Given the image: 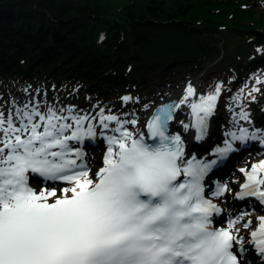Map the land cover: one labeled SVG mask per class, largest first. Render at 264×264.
I'll return each instance as SVG.
<instances>
[{
  "label": "snow or ice",
  "instance_id": "snow-or-ice-1",
  "mask_svg": "<svg viewBox=\"0 0 264 264\" xmlns=\"http://www.w3.org/2000/svg\"><path fill=\"white\" fill-rule=\"evenodd\" d=\"M220 90L217 85L214 93L190 105L196 115V140L203 138ZM195 95L189 83L179 101L155 108L147 123L152 143L125 127L136 125L137 119L122 122L101 114L103 127L115 121L118 135L106 138L103 167L94 176L87 164L78 163L84 152L70 145L95 137L93 129L79 127L87 116L71 117L76 127L67 135L74 125L67 123L64 110L46 107L41 112L38 101L15 108L8 118L0 112V264H241L234 250L243 244L237 224L248 213L215 227L213 216L222 210L206 198L204 180L216 161L185 160L184 140L169 134L175 111ZM241 119L248 120V113H241ZM229 136L231 141L216 149L220 156L236 151L233 141L264 144V129L244 128ZM241 171L247 182L238 198L256 197L264 205V178H258L264 161L250 172ZM30 176L46 186L37 190ZM57 181L70 186L58 192ZM228 190L219 185L212 195ZM258 220L251 237L264 255V216ZM251 224L248 220L243 227Z\"/></svg>",
  "mask_w": 264,
  "mask_h": 264
},
{
  "label": "trees",
  "instance_id": "trees-1",
  "mask_svg": "<svg viewBox=\"0 0 264 264\" xmlns=\"http://www.w3.org/2000/svg\"><path fill=\"white\" fill-rule=\"evenodd\" d=\"M258 3L0 0V93L6 95L13 81L31 78L34 85L45 80L48 89L76 81L80 91L116 98L165 64L201 71L206 61L225 62L264 44L251 33L264 32V8ZM250 62L247 67L261 64L264 56Z\"/></svg>",
  "mask_w": 264,
  "mask_h": 264
},
{
  "label": "rangeland",
  "instance_id": "rangeland-1",
  "mask_svg": "<svg viewBox=\"0 0 264 264\" xmlns=\"http://www.w3.org/2000/svg\"><path fill=\"white\" fill-rule=\"evenodd\" d=\"M258 5L260 9L264 8V0H259ZM257 46L258 43L248 47V50L246 52H242L241 55H231V57L225 60V62L222 61L221 58L217 61H206V65L201 71L197 70L193 66L185 67V65L180 62L172 65L165 64V66L156 70V72L149 73L147 75V79L141 84L129 87L128 90L120 91L119 96L115 99L110 97V95L113 94L106 93L99 94V97H96V95L92 96L86 88L81 92L82 95H76L77 97H82L73 101V99H75L73 95L77 92V89L75 88L76 84L65 82V84L61 86V88L63 87L62 91H66L64 89L67 87L74 89H71V95L67 96L64 101H59L58 97L60 92L56 93L59 90L53 92L52 95H45L46 93L43 91V84L39 83V85H42L33 88L30 81L31 78L13 81L12 88H8L9 90L6 91V96L0 94V112H3L5 118H8L10 113L14 115L15 108H23L24 104L29 101H38L40 105L39 110L41 112L46 111V107H54L58 110H64L63 115L69 117L67 123H75V121L71 118L73 116H87L88 119H86L87 121L85 120L86 125H88L87 123L94 118L95 123L99 124L100 128L103 129L104 127L101 123L102 114L103 116H117L122 122L137 119L138 123L141 124L143 122L146 109L153 102V94L158 89L168 88L167 86L170 84H183L185 86V81L190 80L188 78H192L200 80L201 86L199 85V87L205 91V96L210 93H214L217 85L221 86V90L217 98L220 103L217 115L218 117L221 116L224 121V131L233 130L236 133L240 126H250L253 128V125H262V129H264V115L257 116V112L260 110H262L264 114V65L253 69L246 68V65L249 64L251 60L250 57L252 58L258 56V52L264 53V48ZM241 58L243 60H240ZM233 65L238 67V69H232L231 66ZM231 70H238V73ZM51 88L53 89L54 87ZM1 91L2 90L0 89V92ZM125 96H130L132 99L124 102L122 98ZM13 101L16 103L14 104ZM196 103H200V100L196 101ZM145 105H148V107L145 108ZM29 107H31V105ZM67 109H71V112L66 111ZM190 111L191 108L185 110L188 115V122L191 117ZM241 113H248L249 119H241ZM58 114H60V112H58ZM238 119L245 122L236 124L235 122ZM107 123H109L108 128L110 129L108 135L115 133L113 129L118 126L116 122L107 121ZM125 126H127L130 131L135 129L134 125L131 124H125ZM68 133L71 134V129L68 130ZM100 134L101 138L98 142L101 147L99 146L100 148H96L93 154V159L96 161L93 164V174L98 171L99 167H103L102 159L104 154V145L107 142V139L106 136L103 135L106 133L100 132ZM190 135L192 136V134ZM260 161H264V152L259 154L255 152L254 154H245L235 159L234 164H232V170H235V166L237 169L242 166L250 168L252 164ZM238 171L240 170L238 169ZM227 176L232 181L231 184L233 189H236L241 179L240 177H242L241 174H238L237 171H232V173H228ZM234 183H236V185ZM230 197L231 196H229L227 201H229ZM225 205L227 207L228 214L233 212L237 213L236 216H238L248 213V215H245L237 224L240 230L239 236L243 238L242 245L247 246L249 244L250 231L255 227L258 217L264 211L262 208L253 207V205L236 206L231 202L230 204ZM248 220H251L252 224L248 228H244L243 224ZM247 259L250 260V257H247ZM248 264L251 263L249 262Z\"/></svg>",
  "mask_w": 264,
  "mask_h": 264
},
{
  "label": "bare ground",
  "instance_id": "bare-ground-1",
  "mask_svg": "<svg viewBox=\"0 0 264 264\" xmlns=\"http://www.w3.org/2000/svg\"><path fill=\"white\" fill-rule=\"evenodd\" d=\"M188 79H192V78H188ZM189 81L190 80H186L185 82L187 83V85L189 83H191L192 85L195 86L196 95L193 96V97H190L188 103H186L184 105H181L179 107L180 112H179L178 118L176 119L175 124H174V127L176 126L174 134H179L185 142L190 140V134L192 133V129L190 130V124L191 123H190V121L188 122V117H187L188 115L185 112V110L191 108L190 105L192 103H196V101L199 100V97L201 95L205 94V91L202 88L199 87V85H200V80L199 79H193V80H191V82H189ZM186 86H184V85H171L170 84L169 86H167L168 88H160V89H158L153 94V97H152L153 101L157 100L154 105L162 102L163 99L175 98V99L180 100L183 97V95H184V91H185ZM160 99H161V101H160ZM82 125H85V121L84 120L82 122ZM185 125L188 126L187 130H185V127H184ZM135 126H136V129H133L132 131H139L140 133L143 132L141 124H136ZM103 129H105V128H103ZM210 130H211V127H210L209 131ZM104 131H102V132H104ZM67 132H68V130H67ZM67 132H66V134H67ZM187 139H189V140H187ZM71 142L72 141H70V143ZM186 154L189 155L190 153L186 152Z\"/></svg>",
  "mask_w": 264,
  "mask_h": 264
},
{
  "label": "water",
  "instance_id": "water-1",
  "mask_svg": "<svg viewBox=\"0 0 264 264\" xmlns=\"http://www.w3.org/2000/svg\"><path fill=\"white\" fill-rule=\"evenodd\" d=\"M251 33L258 37H264V32L262 30H251Z\"/></svg>",
  "mask_w": 264,
  "mask_h": 264
}]
</instances>
